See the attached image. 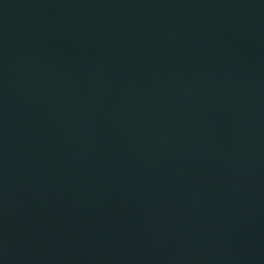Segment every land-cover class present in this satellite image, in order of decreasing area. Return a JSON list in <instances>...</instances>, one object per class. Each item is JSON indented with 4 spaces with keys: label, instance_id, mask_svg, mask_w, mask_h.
Here are the masks:
<instances>
[{
    "label": "water",
    "instance_id": "95a60500",
    "mask_svg": "<svg viewBox=\"0 0 264 264\" xmlns=\"http://www.w3.org/2000/svg\"><path fill=\"white\" fill-rule=\"evenodd\" d=\"M0 264H264V0H0Z\"/></svg>",
    "mask_w": 264,
    "mask_h": 264
}]
</instances>
